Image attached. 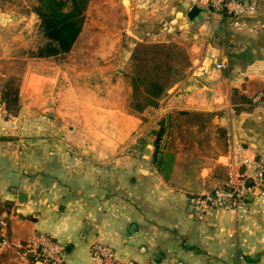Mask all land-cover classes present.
I'll list each match as a JSON object with an SVG mask.
<instances>
[{"label":"crops","instance_id":"1","mask_svg":"<svg viewBox=\"0 0 264 264\" xmlns=\"http://www.w3.org/2000/svg\"><path fill=\"white\" fill-rule=\"evenodd\" d=\"M239 1L246 11L237 21L201 7L190 22L191 0H119L132 38H191L189 73L148 122L83 98L62 67L27 62L20 96L28 88L30 100L15 116L0 104V201L11 203L0 226L11 242L47 234L63 247V264H94L93 243L135 264H264V197L205 215L188 202L230 175L250 178L264 160V0ZM233 90L254 109L236 113ZM180 112L213 116L204 127L167 128L156 147L161 119ZM157 149L172 155L168 178ZM0 264H21L20 251L0 250Z\"/></svg>","mask_w":264,"mask_h":264},{"label":"trees","instance_id":"2","mask_svg":"<svg viewBox=\"0 0 264 264\" xmlns=\"http://www.w3.org/2000/svg\"><path fill=\"white\" fill-rule=\"evenodd\" d=\"M32 1L34 4L30 12L35 17L39 43L23 49L14 58L20 62L42 60L61 66L69 73L71 82L79 93L86 92L103 103L113 102L119 107H125L141 116L143 122L156 118L160 101L185 77L186 70L191 65L183 47L134 41L130 49L125 51L127 56L112 58L107 67L90 66L77 72L72 62L85 61L83 53L87 51L92 52V56H97L109 50V42L112 37L117 38L118 28H108L105 35L95 33V39L103 37L106 40L104 46L96 45L95 41L90 44L86 40L92 33L88 13L93 0ZM211 11L228 17L223 12ZM97 64L103 66L104 63L100 60ZM21 80L22 74L9 75L0 88V104L11 116L17 115L20 110ZM232 105L236 113L251 111L256 106L252 99L238 90L232 92ZM212 116L213 114L190 112L168 115L161 119L159 130L154 132L156 147L167 128L190 124L204 127ZM177 134L190 135L184 130H178ZM154 158L158 171L168 178L172 171V155H163L157 149ZM10 207L11 203L0 201V212Z\"/></svg>","mask_w":264,"mask_h":264},{"label":"rangeland","instance_id":"3","mask_svg":"<svg viewBox=\"0 0 264 264\" xmlns=\"http://www.w3.org/2000/svg\"><path fill=\"white\" fill-rule=\"evenodd\" d=\"M33 4L34 3L32 0H0V12L4 14L5 18L2 25H0V57H2V55L4 56L0 59V88L3 85V80L9 75L22 74L23 79L25 70L28 68L27 62L29 60L20 62L14 57L17 58L23 49H28L30 46L33 47L39 43V36L37 34V29L35 28V17L34 14L30 12V8ZM135 9H137V5H135ZM88 14L89 29L92 31V33L87 36L86 41H88L90 44H93L95 41L96 45L104 46L106 44V40L103 37L97 38V36V39H95V35H105V33L108 32V28L110 27L118 28V36L115 38L116 40L112 37L109 42V44H111L110 49L103 51L102 54L92 56V52L87 51L83 53L84 57H86L85 61L72 62V64L75 66V71L77 72H80L81 70L90 66L107 67L110 64L109 61L112 58L115 59L127 56L125 51L127 52V50L130 49L131 44L134 41L140 43H165L169 45H178L187 51L188 57L190 59L189 61H192L191 53H189L188 50L189 44L191 43V38L185 36L176 38L174 36L173 39L167 40H165L163 37L158 38H161V40H142V38L141 40H136L127 35L125 33L127 25L124 17V8L121 6L119 0H93ZM131 27L134 29L135 25L131 24ZM138 28L139 27L136 29ZM100 60L103 61V66L97 64ZM46 63L49 64V62ZM190 67L187 68L186 75L189 73ZM185 77H183L182 80ZM180 82H178L176 85H178ZM23 90L24 92L22 95L24 101H22V96H20V105L21 103L23 104V102H28L30 100L29 94L27 92L28 88ZM82 96L87 100L89 99L98 102V99L86 92H82Z\"/></svg>","mask_w":264,"mask_h":264},{"label":"built area","instance_id":"4","mask_svg":"<svg viewBox=\"0 0 264 264\" xmlns=\"http://www.w3.org/2000/svg\"><path fill=\"white\" fill-rule=\"evenodd\" d=\"M192 5L205 7L215 12H223L237 21L246 11L239 0H191ZM218 69L224 65L217 64ZM253 174L250 178H235L230 175L224 187L211 192L194 195L188 199L190 208L201 215L210 214L217 209L235 212L248 194L264 197V160L253 163ZM17 249L20 251L21 264H63V247L53 237L39 233L34 234L24 244H14L0 228V250ZM90 257L94 264H135L121 262L115 258L112 249L101 243L90 246Z\"/></svg>","mask_w":264,"mask_h":264},{"label":"water","instance_id":"5","mask_svg":"<svg viewBox=\"0 0 264 264\" xmlns=\"http://www.w3.org/2000/svg\"><path fill=\"white\" fill-rule=\"evenodd\" d=\"M206 10L204 8H201L200 6H197V5H193L190 10L188 11L187 13V17L189 19L190 22H194L195 20H197L198 18H200V16L205 13ZM20 200L22 198H19ZM63 207L61 206L59 209H58V212L60 213L62 211ZM135 226H132L130 228V232H133Z\"/></svg>","mask_w":264,"mask_h":264}]
</instances>
